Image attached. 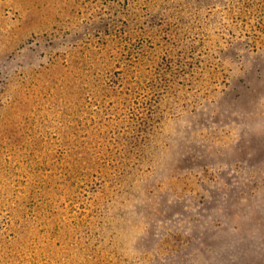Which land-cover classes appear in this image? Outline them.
I'll return each instance as SVG.
<instances>
[{"label":"rangeland","instance_id":"obj_1","mask_svg":"<svg viewBox=\"0 0 264 264\" xmlns=\"http://www.w3.org/2000/svg\"><path fill=\"white\" fill-rule=\"evenodd\" d=\"M102 1L0 0V263L25 264L31 255L43 263L64 233L69 260L56 264H125L120 253L136 264H264V0H249L245 21L225 17L209 27L205 15H231L234 6L222 0L159 6L163 20L178 25L186 60L203 61L214 32L228 37L234 25L241 26L233 38L244 46L233 70L206 77L208 86L198 92L184 82L156 94L148 84L157 61L153 39L125 41L113 33L103 43L93 37L87 63L75 60L70 42L61 39L101 11ZM36 41L41 55L29 49ZM137 43L140 48L132 47ZM175 59L173 69L192 80ZM173 91L189 98L204 93L203 104L157 110L155 99L168 100ZM145 121L154 133L129 150L128 137ZM63 171L90 174L71 186L64 180L55 192L46 176L61 179ZM94 171H135L146 180L128 230L109 224L114 235L105 237L109 243H101L99 256L74 241L70 229L86 214L100 220L95 194L109 180ZM110 181L120 183L116 175ZM141 202L148 205L145 215ZM25 217L40 221L41 231ZM20 223L27 232L13 228Z\"/></svg>","mask_w":264,"mask_h":264},{"label":"trees","instance_id":"obj_2","mask_svg":"<svg viewBox=\"0 0 264 264\" xmlns=\"http://www.w3.org/2000/svg\"><path fill=\"white\" fill-rule=\"evenodd\" d=\"M181 1L183 0H175V3L173 0H142L141 2L143 5H141L137 0H103L101 4V11L97 12L95 15H90V17L88 15L86 20L82 23H79L77 21V24L74 26L75 28L73 29V31L62 35L61 39L68 40V42H70L68 43L69 46L72 47L70 53L73 57H75V60H80L84 63H87L85 53V50L87 49L86 45L88 44V41L93 39V37H99L101 42L103 43L111 42L110 36H112L113 33L118 34L125 41L135 38L136 35H138L136 38L138 39L139 43H149V41L151 42V40L153 39L152 41L155 42V46L152 45V58L157 61L153 63L152 76L150 78V81L148 82L150 89L154 91V94H156L161 88H171V86L176 83L177 89L178 86L183 85V83L185 82L186 84H190L187 89L194 90V93H196L201 90V88L208 86V83L204 81L206 77L215 74L224 76L227 66L228 68L230 67V69L233 70L234 62L239 59V54L241 52L239 49L240 47L244 46V41L239 37L233 38L234 32L239 29L238 26H241L234 25V27L230 31L229 29L227 30L228 37H221L214 32V35L216 37L214 39L210 37V52L206 51V53L204 54L205 59L203 61H200V59L198 58L193 59L191 57L189 60H186V49L188 47L184 46L187 44L186 42H181L178 39V34L180 33L178 25L163 20L165 19L162 16L163 10H161L159 7L161 5H169L175 7L178 5V2L181 3ZM208 1L209 0H195L194 3H197L201 6ZM256 1L257 0H250V2H254V4L256 3ZM222 2L226 7H228L229 2L231 6H234V8L230 12L231 15H205L204 24L206 26L209 27L210 24H214L215 21L225 17L226 20H230L231 23H233L234 20L237 21L238 19L244 21L246 20L247 8H249V0H243L240 4H235L232 0H222ZM144 10L146 13L144 17H141V14L144 12ZM177 15H179V19H181V22H185V20L187 19L183 14ZM223 21L224 20H222V22ZM33 34L36 35L34 32L32 33V35ZM218 38L220 40H218ZM53 41L54 39L51 40V42ZM165 42H171L172 44L170 45V47L169 45H167L166 48ZM137 44H132V47L137 46V48H140L141 45ZM40 47V43L36 41L33 42L32 46H30L29 49L32 53L39 49L41 55V52L43 51H41ZM191 49L192 48H190V50ZM160 51H162L163 53H160ZM159 54L162 55L159 57ZM93 59L95 60V64H97L98 66V61L95 59V57ZM174 59L177 62H181L182 65L179 70L187 72L188 75H192V80L188 79L187 76L181 77L178 74V71L173 69L172 65L174 63ZM199 64L201 65V67L208 69V71L202 72V70L197 67V65ZM201 81L203 82L202 84ZM198 82L199 87L196 89L195 87ZM74 89L75 88H71L70 91L72 92ZM203 97L204 93L199 94L198 96H191V98H189V95L187 94L179 95L177 91H173V95L169 97L168 100H165V98H163V100L161 101V98L158 97L155 99V101H158L156 109L164 110L165 107L168 108L177 105L188 106L190 102H199ZM198 104L199 106L202 105L203 101L201 100ZM192 109L194 108L190 107L189 110L187 109L189 111V114H192ZM154 126L155 125H153L151 122L146 121L138 124L136 131L128 137L131 145L129 150L134 149L133 147H136L143 139H150L153 132L152 128L155 129ZM142 155L144 156V154ZM63 172L64 173H62V176L60 175L62 180L59 179V177L57 178V176H46V178H51L50 180L54 182L55 192H60L61 190H63L62 186H65V184H63L65 183V181L70 180L71 186L74 182V179L80 177L78 175L88 177L90 174L88 173V171L86 173H83V171ZM94 172L99 176L101 175V179L109 180V184H105L101 188V191L95 194L94 205L95 208L100 211V220L89 218L86 214L84 216H81V220H79V224L83 225V228L80 229L81 225L79 224H73L71 225L70 229L71 238H75L74 241L82 240L86 247H88L89 251L95 252L97 256H99L102 252V244L109 243V240H106L105 242V237H108L109 235L112 237L114 235V227H109V224L122 223L118 226L119 231L122 232L128 230L127 225H125L127 223L128 215L131 216L133 214L134 204L135 206L137 205L138 198L144 196L142 192L144 191L143 186L146 180H144L142 177L138 179L134 177L133 174L135 173V171ZM115 175L119 177L120 183L114 182L112 184L110 178L111 176ZM147 206L142 202L140 203V205H138V207L142 210L143 215H145L148 209ZM153 212L157 213V211H155L154 209ZM25 220L37 224L38 230L41 231L40 221L33 222V220L26 219V217ZM9 223L10 220H6L5 224L8 225ZM28 226L32 229V226L30 224H28ZM59 227L60 225L57 226V228ZM13 228L18 230L19 233L27 232L25 229L27 227H24L22 223H20L19 225L17 224V226ZM58 232L60 233V231ZM60 236L61 237L59 238H61V241H54V245H57L58 247L57 250L55 251L53 256H48L51 259H45L46 261H44L43 263H39V259L37 257H34V255H31L27 257L25 264H45L46 262L47 264H56L58 259L62 261V263L68 261L69 259L66 257V250L65 246L63 245L64 243H62V239L69 237H65L67 235H64V233H61ZM9 242H11L12 244L13 240H10ZM27 245V243L23 245L21 251ZM132 248H134L133 245ZM132 248L130 247V250H133ZM33 254H35L34 251ZM118 255V259H120L123 263L136 264V260L133 261L134 258L123 256L122 253ZM12 258V256H9L10 260ZM70 261L74 263L73 259H70Z\"/></svg>","mask_w":264,"mask_h":264}]
</instances>
